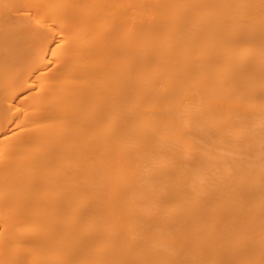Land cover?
Masks as SVG:
<instances>
[{"label":"bare ground","instance_id":"1","mask_svg":"<svg viewBox=\"0 0 264 264\" xmlns=\"http://www.w3.org/2000/svg\"><path fill=\"white\" fill-rule=\"evenodd\" d=\"M0 264H264V0H0Z\"/></svg>","mask_w":264,"mask_h":264}]
</instances>
